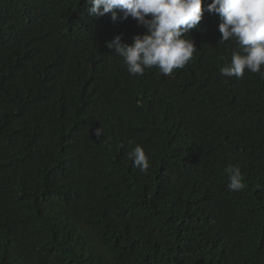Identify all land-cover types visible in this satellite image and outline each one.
Instances as JSON below:
<instances>
[{
    "label": "trees",
    "instance_id": "16d2710c",
    "mask_svg": "<svg viewBox=\"0 0 264 264\" xmlns=\"http://www.w3.org/2000/svg\"><path fill=\"white\" fill-rule=\"evenodd\" d=\"M211 2L192 59L140 76L107 47L133 18L0 0V264H264V79L220 74L238 46Z\"/></svg>",
    "mask_w": 264,
    "mask_h": 264
},
{
    "label": "clouds",
    "instance_id": "9594fccd",
    "mask_svg": "<svg viewBox=\"0 0 264 264\" xmlns=\"http://www.w3.org/2000/svg\"><path fill=\"white\" fill-rule=\"evenodd\" d=\"M89 13L103 17L111 13L113 21L129 17L146 30L132 37V42L116 35L107 42L109 49L123 58L131 75L142 76L147 68L157 67L168 75L183 68L193 57L197 47L190 38V31L203 17V0H88ZM207 11L218 14L221 23L219 42L234 40L238 46L231 61L219 69L223 77L242 78L247 70L264 79V0H212ZM118 13L122 16L118 17ZM100 137L102 129L96 128ZM134 167L147 174L150 159L142 145L137 144L127 153ZM230 192L245 187L244 175L238 165L229 164L225 169Z\"/></svg>",
    "mask_w": 264,
    "mask_h": 264
}]
</instances>
